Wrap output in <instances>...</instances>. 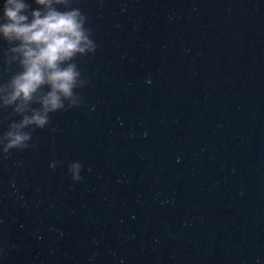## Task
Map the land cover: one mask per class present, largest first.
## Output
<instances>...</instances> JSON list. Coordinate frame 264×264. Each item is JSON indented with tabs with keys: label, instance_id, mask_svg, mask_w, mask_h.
Instances as JSON below:
<instances>
[{
	"label": "water",
	"instance_id": "water-1",
	"mask_svg": "<svg viewBox=\"0 0 264 264\" xmlns=\"http://www.w3.org/2000/svg\"><path fill=\"white\" fill-rule=\"evenodd\" d=\"M72 6L88 82L0 157V264H264V0Z\"/></svg>",
	"mask_w": 264,
	"mask_h": 264
},
{
	"label": "clouds",
	"instance_id": "clouds-1",
	"mask_svg": "<svg viewBox=\"0 0 264 264\" xmlns=\"http://www.w3.org/2000/svg\"><path fill=\"white\" fill-rule=\"evenodd\" d=\"M3 0L0 4V42L8 45L3 51V64L18 70L0 82V113L11 109L0 124V157L7 159L13 150L34 147L29 143L36 129L50 123V114L67 111L81 104L78 89L87 80L76 62L77 57L92 56L97 45L87 17L73 0ZM60 6V7H58ZM61 8L63 10H61ZM34 105L38 107H34ZM18 116L19 120L10 119ZM57 162L52 161L50 168ZM82 164L70 162L67 173L73 182H80Z\"/></svg>",
	"mask_w": 264,
	"mask_h": 264
}]
</instances>
